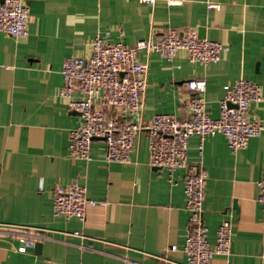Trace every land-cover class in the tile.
I'll use <instances>...</instances> for the list:
<instances>
[{
  "label": "crops",
  "instance_id": "crops-1",
  "mask_svg": "<svg viewBox=\"0 0 264 264\" xmlns=\"http://www.w3.org/2000/svg\"><path fill=\"white\" fill-rule=\"evenodd\" d=\"M25 1L27 36L0 32V264H183L184 169L174 171L170 182L164 169L151 167L144 133L136 137L127 163L105 162L101 139L91 142L89 161L70 156L69 131L80 119L58 94L62 62L87 56L99 31L132 46L171 28H192L224 46L220 59L201 65L185 51L170 60L140 51L138 60L148 64L143 117H186L185 82L204 79L206 108L215 118L223 86L246 79L262 89L256 113L264 126V0ZM198 145V136L189 139L188 164L208 174L202 214L207 240L213 243L217 226L229 219L228 264H264L256 186L264 176V129L236 153L221 133L205 139L202 153ZM73 179L95 201L84 221L52 215L53 188ZM28 233L46 238L17 253ZM174 244L177 250H169ZM223 261L217 256L213 264Z\"/></svg>",
  "mask_w": 264,
  "mask_h": 264
},
{
  "label": "built area",
  "instance_id": "built-area-1",
  "mask_svg": "<svg viewBox=\"0 0 264 264\" xmlns=\"http://www.w3.org/2000/svg\"><path fill=\"white\" fill-rule=\"evenodd\" d=\"M146 1L153 4L155 0ZM210 7L217 8L218 5ZM29 17L25 0L0 2V32L14 38L26 37ZM109 38V32H97L88 44L87 56L72 55L62 62L63 84L58 94L80 119L78 125L69 131V155L89 161L91 142L101 139L105 162L127 163L136 137L144 133L148 138L151 167L164 169L170 182L174 171H185L184 209L188 220L181 248L185 256L183 264H213L217 256L228 264L231 221L226 219L217 226L213 243L207 240L202 214L208 174L202 166L188 164V142L191 137L198 136V150L202 153L205 139L221 133L232 153L244 149L250 138L258 136L264 129L256 113L263 101L260 85L246 79L225 84L223 96L217 101V117L212 118L206 108L204 79H189L185 82L189 92L186 117L157 113L145 119L148 64L138 60L140 51L147 55L156 53L168 60L178 51H185L189 61L207 65L218 61L225 48L218 41L199 37L192 28L183 31L171 28L160 36L152 34L147 39L138 40L132 46L112 42ZM256 186L264 221V176L256 181ZM94 204L79 179L56 185L52 190V215L55 218L74 217L84 221L87 207ZM44 238L46 235L23 234L15 251L25 253L27 248ZM177 248L174 244L169 250L176 251ZM149 256L167 261L161 255Z\"/></svg>",
  "mask_w": 264,
  "mask_h": 264
},
{
  "label": "water",
  "instance_id": "water-1",
  "mask_svg": "<svg viewBox=\"0 0 264 264\" xmlns=\"http://www.w3.org/2000/svg\"><path fill=\"white\" fill-rule=\"evenodd\" d=\"M3 0H0V2H2Z\"/></svg>",
  "mask_w": 264,
  "mask_h": 264
}]
</instances>
